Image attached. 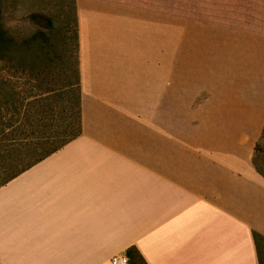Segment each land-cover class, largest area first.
Masks as SVG:
<instances>
[{
    "label": "crops",
    "instance_id": "0c3cea01",
    "mask_svg": "<svg viewBox=\"0 0 264 264\" xmlns=\"http://www.w3.org/2000/svg\"><path fill=\"white\" fill-rule=\"evenodd\" d=\"M76 9L82 134L0 187V264H260L264 33Z\"/></svg>",
    "mask_w": 264,
    "mask_h": 264
},
{
    "label": "trees",
    "instance_id": "16d2710c",
    "mask_svg": "<svg viewBox=\"0 0 264 264\" xmlns=\"http://www.w3.org/2000/svg\"><path fill=\"white\" fill-rule=\"evenodd\" d=\"M3 15L0 0V187L78 138L83 128L77 9L75 58L70 48L65 56L59 55L43 30L18 43L6 29ZM32 19L53 26L45 14L34 13ZM18 45L34 54L38 60L34 66L16 59ZM3 70L27 74L26 91H16L2 80ZM260 158H264V132L254 154V163L264 175ZM253 234L259 263L264 264V235ZM127 254L131 264H147L136 247Z\"/></svg>",
    "mask_w": 264,
    "mask_h": 264
},
{
    "label": "rangeland",
    "instance_id": "374dc122",
    "mask_svg": "<svg viewBox=\"0 0 264 264\" xmlns=\"http://www.w3.org/2000/svg\"><path fill=\"white\" fill-rule=\"evenodd\" d=\"M107 1L120 2L124 6L162 7L173 17L190 16L205 22L264 33V0ZM1 2L4 25L18 43L43 30L48 34L52 48L59 55L65 56L66 48H70L75 58L76 0H1ZM34 13L50 17L53 26L48 27L45 23L34 21L32 19ZM9 23L13 26L9 27ZM15 50H18L16 59H22L27 67L34 66L38 61L31 51L20 48L19 45ZM2 75V80L10 82L11 87L16 91L23 92L28 88L27 74L24 76L3 70ZM260 162L264 166V158H260Z\"/></svg>",
    "mask_w": 264,
    "mask_h": 264
},
{
    "label": "built area",
    "instance_id": "2783aa9c",
    "mask_svg": "<svg viewBox=\"0 0 264 264\" xmlns=\"http://www.w3.org/2000/svg\"><path fill=\"white\" fill-rule=\"evenodd\" d=\"M112 261L113 264H130V258L126 255L115 257Z\"/></svg>",
    "mask_w": 264,
    "mask_h": 264
},
{
    "label": "clouds",
    "instance_id": "9594fccd",
    "mask_svg": "<svg viewBox=\"0 0 264 264\" xmlns=\"http://www.w3.org/2000/svg\"><path fill=\"white\" fill-rule=\"evenodd\" d=\"M9 27H12L13 26V24L12 23H9V25H8Z\"/></svg>",
    "mask_w": 264,
    "mask_h": 264
}]
</instances>
